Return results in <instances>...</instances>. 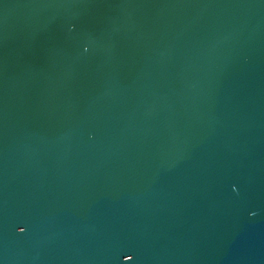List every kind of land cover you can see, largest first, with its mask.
<instances>
[{"label": "water", "instance_id": "1", "mask_svg": "<svg viewBox=\"0 0 264 264\" xmlns=\"http://www.w3.org/2000/svg\"><path fill=\"white\" fill-rule=\"evenodd\" d=\"M0 264H264V0H0Z\"/></svg>", "mask_w": 264, "mask_h": 264}]
</instances>
